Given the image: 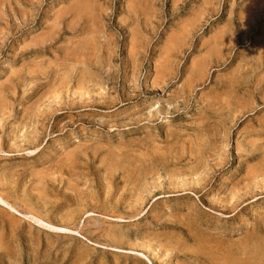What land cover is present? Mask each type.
<instances>
[{
    "label": "rangeland",
    "instance_id": "374dc122",
    "mask_svg": "<svg viewBox=\"0 0 264 264\" xmlns=\"http://www.w3.org/2000/svg\"><path fill=\"white\" fill-rule=\"evenodd\" d=\"M0 264H264V0H0Z\"/></svg>",
    "mask_w": 264,
    "mask_h": 264
}]
</instances>
